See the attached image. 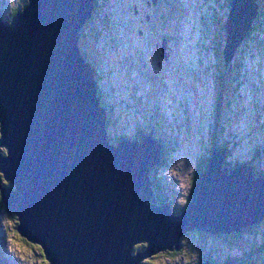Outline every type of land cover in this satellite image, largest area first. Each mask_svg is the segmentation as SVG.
<instances>
[{
    "label": "water",
    "instance_id": "1",
    "mask_svg": "<svg viewBox=\"0 0 264 264\" xmlns=\"http://www.w3.org/2000/svg\"><path fill=\"white\" fill-rule=\"evenodd\" d=\"M96 1L28 0L11 24L0 11V173L13 186L0 180V192L23 238L48 264H142L178 251L190 232L228 236L263 222L264 179L249 167L223 169L228 152L217 146L187 211L157 206L150 173L161 149L148 136L113 144L80 56ZM257 1L233 3L228 64L257 18ZM138 244L147 249L135 253Z\"/></svg>",
    "mask_w": 264,
    "mask_h": 264
},
{
    "label": "rangeland",
    "instance_id": "2",
    "mask_svg": "<svg viewBox=\"0 0 264 264\" xmlns=\"http://www.w3.org/2000/svg\"><path fill=\"white\" fill-rule=\"evenodd\" d=\"M168 1L171 2L158 0L153 8L149 5L151 0H101L94 21L91 20L84 33L82 30V44L101 76L102 104L110 120L109 137L113 144H120L114 140L122 138L133 141L139 135H142L139 142L142 144L143 136H147L145 131L152 137L157 133L170 140L171 143L164 140L167 145L156 141L165 158L162 167L153 172L162 183L161 191L153 192L158 207L160 199L165 198L172 202L171 207L178 209L188 203L198 162L206 159L208 151L216 146L228 149V163L232 168L253 159L251 163L255 169L264 172V55L261 54L264 49V0H259L260 9L254 23L257 29L229 64H224L225 72L216 70L218 64L213 50L218 54L225 48L226 35L222 32L227 21L219 19H228L232 11L228 0H213L206 6V25L203 23L202 27V4L198 5L202 0H182V8L176 6L179 12L174 14ZM0 3L1 12L12 14L13 10H21L26 0H1ZM7 18L4 17V22L8 24L12 18ZM212 21L220 28L219 33L216 29L215 40L212 34H206V30L215 29ZM162 22L168 32L160 33V36L157 32L162 30ZM175 28H179L182 34V45L183 33L192 36L188 39L191 43L185 47L186 52L191 48L192 52L189 56L186 52L182 55V50L170 52L165 59L161 50L164 41L172 42L174 47L182 46L178 44ZM170 34L171 41L164 37ZM201 59L203 66L200 65ZM155 72L158 78L154 82L144 75L151 76ZM200 72L206 73L200 76L202 82L198 79ZM221 73L227 77L226 84L224 81L226 88H223V80L218 82ZM167 74L166 78L164 75ZM221 93L223 100L219 105ZM168 110L173 111L168 113ZM1 186L5 188L4 183ZM6 210L0 204L1 252L13 264H48L38 251V245L26 240L27 244L25 239L14 236L12 220L7 217ZM13 216L18 220V216ZM263 224L264 221L256 224L257 234L246 236L245 252H251L264 242ZM199 239L195 234L184 236L181 241L183 253L176 259L170 257L171 252L163 251L141 263L146 264L150 258L153 259L150 264L200 263L203 261L199 258L203 244L196 241ZM141 245L136 246L135 253L147 249L141 250ZM211 247V243L205 247L210 256L220 255ZM242 251L230 250L226 255L239 258ZM251 256H257V253Z\"/></svg>",
    "mask_w": 264,
    "mask_h": 264
},
{
    "label": "trees",
    "instance_id": "3",
    "mask_svg": "<svg viewBox=\"0 0 264 264\" xmlns=\"http://www.w3.org/2000/svg\"><path fill=\"white\" fill-rule=\"evenodd\" d=\"M232 1L233 0H228L229 4H232ZM98 2H99V0H97L96 8L98 7V4H99ZM171 2L178 3L176 0H171ZM171 2L168 1V5L171 8L170 9L171 10V13L174 14L176 12H179V10L178 11L176 10V6H180V8H182L181 4L174 5ZM27 4H28V0H26V3L21 6L22 7L21 10H19V9L13 10L12 15H11V18L13 19L19 13H21L23 11L24 7ZM259 8H260V5H259ZM180 10H182V9H180ZM96 12H97V10L95 9L94 10V13H93V16H92L93 18L95 17ZM4 17H5V20L8 19L7 16H4ZM217 17H220V16H217ZM12 19L9 21V23L12 21ZM219 20H222V18L220 17ZM164 22H162V30L159 31V32H157V33L160 34V33H165V31L168 32L167 31L168 28L165 29ZM203 23L206 25V19H205V17H203V19L200 22L201 27H202V24ZM211 24H212V26L215 29L213 31H207L206 30V34L207 33L212 34L214 36V40H215L216 39V34L219 33L218 30H220V28L218 27V25L214 21H212ZM168 27H169V25H168ZM254 27H255L254 29L256 30L257 29V26L255 25ZM216 29H217V33H216ZM83 33H84V31H83ZM222 33H225L224 26H223V32ZM222 33H220V34L222 35ZM203 34H204V39H205L206 34H205L204 31H203ZM160 36H161V34H160ZM164 37H166L167 40H170L171 41L172 34H170L168 36H165L164 35ZM82 43L83 42L79 43L80 56L84 60V62L86 64H88V66L90 67V69L93 71V75H94V78H95V83L97 85L98 99H100L101 104H102L103 93H102V90L100 89L101 76L97 72V68H96V65H95L94 58L91 57V59L94 61V62H92L87 57L86 52L84 51V46H83ZM201 47L203 49V44H201ZM213 52L215 54V55L213 54L214 55V58L216 59V62L218 64V67L216 68V70H219L220 72H223V71L225 72L224 64H226V61L224 60V49H223V53L221 51L220 53L217 54V51L216 50H213ZM202 54H203V50H202ZM216 62H215V64H216ZM200 65H202V66L204 65L203 59H201ZM144 75L146 77H151V79H152V77L154 79L158 78V76H156V74H153V75L150 76V74L144 73ZM226 78H227L226 76L224 77V73L223 74L222 73L220 74V78H219L218 82L220 81V79L223 80V83H222L223 84V88H226L224 86V81H225V84H226ZM199 80L202 81V79H200V78H199ZM222 100H223V93H221V96L219 98V102H218L219 105H221ZM109 122H110V120L108 121V123ZM215 126H216V122H215ZM0 128H1V125H0ZM153 136H154L155 140H157L160 144L167 145V143L164 141V139L159 134L154 133ZM0 138H1V134H0ZM140 138H142L141 135H139V137H137V138L134 139L136 141H134V140L132 141L130 139H127V140L130 141L131 143H135V142L137 143V142H140L142 140ZM122 140H126V139L122 138L121 141ZM215 146L216 145H214L213 147H215ZM1 153H2L3 156L8 155V151L6 149H4V148L1 150ZM209 156H210V154H209V151H208V156L205 157L206 159L201 160L200 162H198L197 169L194 171L195 173L193 175V185H192V189H193L194 185L198 182L200 175L203 172H205V170L207 169L208 161H209ZM164 158H165V156H164V154H162V160H163L162 162H164ZM161 164L162 163H160L159 165H157L156 167H154L152 169V171L153 172H157L158 171L157 169L160 168V167H162ZM227 167L229 169H236V168H232L229 165L228 160L225 162V165H224L223 169H225ZM153 172L150 173V185H152V189H153L154 192H155V190L161 191V185H162V183L159 182L156 179V176L154 175ZM254 172H255L254 173L255 178H257V179H264V172L263 171H258L254 167ZM3 183H4V185H6L5 187H7V186L13 187L10 183L5 182V180H3ZM0 197H1V192H0ZM0 201H1V203H0L1 206L2 207L4 206L6 208V206H5L4 202H3L2 197H1ZM192 201H193V190H192V192L190 194V198L188 200V203L184 207H182V208H178L177 209V208L171 207L173 205L172 204L170 206V204L172 202H169L165 198L160 199L159 205L162 208H164V207H171L173 214L180 215V214H183V213H185L187 211V209H188L189 205L192 203ZM6 212H7V217L12 220L13 227L11 229H14V236L17 237V238H23V236L20 234V232L18 230V228H19V220H17L15 218V216H13L12 214H10L7 210H6ZM257 233H258V226H254V227L245 229V230H243L240 233H234V234H231V235H228V236H225V235H212L210 233L195 231V232H190V233L186 234L185 237L187 235L195 234L197 237H199L201 239V240L199 239V240H196V241L199 242L200 244H203V247L204 248L207 247V243H209V244L211 243V245L213 246V248L211 247V249L213 251L214 250L217 251L218 254L221 255V256L220 255H218V256L211 255L210 256L208 254L210 252L207 251L206 248L204 249L203 247H201V255L202 256H199V258H200V260H203V261H201L200 263L198 262L197 264H202V262H206V261L208 262V264H227V263H230V262H234L235 264H264V242L263 243H260L259 246L254 247L251 250V252H248V253H247V251L245 252V244H247V240L246 239L249 237L248 234H251V235L254 236ZM246 236H247V238H246ZM23 239H25V238H23ZM25 242L27 243L26 239H25ZM251 244H250V246H251ZM142 245H143V249H146L147 244H142ZM179 246H180V249H178V251H180L181 248H182V243L181 242H180ZM36 247H37L38 251L44 257V253L42 251V248L40 246H36ZM248 248H250V247H248ZM230 250H235V251L243 250V251L241 253L242 255L239 258H237V257H231V256L226 255L227 254L226 252L227 251H230ZM178 251L169 253V254H172V256L170 255V257L172 259L178 258L180 256V254L183 253V249L180 252H178ZM206 251H207V253H206ZM256 253H257V256H251V255L256 254ZM258 253H260V254L258 255ZM214 254H216V253L214 252ZM188 256H190V255L188 254ZM45 260H46V258H45ZM0 261H2L3 264H11L10 261L8 260V258L5 256V254L3 252H1V251H0ZM151 261H153V259H150L148 261V263L150 264ZM189 262L192 263L191 260H189Z\"/></svg>",
    "mask_w": 264,
    "mask_h": 264
},
{
    "label": "bare ground",
    "instance_id": "4",
    "mask_svg": "<svg viewBox=\"0 0 264 264\" xmlns=\"http://www.w3.org/2000/svg\"><path fill=\"white\" fill-rule=\"evenodd\" d=\"M149 5H150V7H153V8L157 6L154 0H151V3L149 2ZM151 9H152V8H151ZM185 33H187V32H185ZM108 121H109V120H108ZM159 160H160L159 164L162 163V161H163V160H162V155H160V159H159ZM232 170H233V169H232ZM152 192H153V191H152ZM153 194H154V192H153ZM154 196H155V195H154Z\"/></svg>",
    "mask_w": 264,
    "mask_h": 264
},
{
    "label": "flooded vegetation",
    "instance_id": "5",
    "mask_svg": "<svg viewBox=\"0 0 264 264\" xmlns=\"http://www.w3.org/2000/svg\"><path fill=\"white\" fill-rule=\"evenodd\" d=\"M150 190H152V191H153V189H152V185L150 186ZM16 222H17V221H16ZM140 248H141V250H144V249H143V245H141V246H140ZM146 264H148V261H147V263H146Z\"/></svg>",
    "mask_w": 264,
    "mask_h": 264
}]
</instances>
